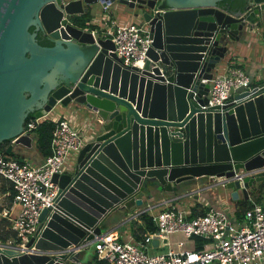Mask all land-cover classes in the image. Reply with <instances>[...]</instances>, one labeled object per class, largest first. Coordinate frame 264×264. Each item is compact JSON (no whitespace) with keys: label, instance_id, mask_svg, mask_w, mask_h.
<instances>
[{"label":"water","instance_id":"95a60500","mask_svg":"<svg viewBox=\"0 0 264 264\" xmlns=\"http://www.w3.org/2000/svg\"><path fill=\"white\" fill-rule=\"evenodd\" d=\"M220 1L0 0L6 152L32 146L25 130L31 112L41 117L76 103L99 118L73 172L53 175L55 207L42 210L26 243L39 251L0 239V264L77 263L72 246L90 243L115 209L141 206L142 191L177 198L194 188L190 181L210 176L225 178L232 200L249 198L251 185L264 179V169L250 172L264 167V80L239 87L222 105H207L210 83L203 80L213 78L227 43L262 17L264 0H243L236 10ZM96 2L140 10L134 14L153 38L142 66L124 64L110 37L74 22ZM241 169L243 178L234 177Z\"/></svg>","mask_w":264,"mask_h":264},{"label":"built area","instance_id":"2783aa9c","mask_svg":"<svg viewBox=\"0 0 264 264\" xmlns=\"http://www.w3.org/2000/svg\"><path fill=\"white\" fill-rule=\"evenodd\" d=\"M103 7L107 8V5ZM91 31L95 33V30ZM104 36L112 39L114 51L127 65L142 66L148 58V50L153 41L149 25L144 27L134 22L107 26ZM203 81L210 83L207 105H222L239 87L254 86L241 66H229L222 75L214 74L212 79ZM43 119V116L29 118L25 122V130L31 132ZM87 141L85 132L74 126L64 115L54 121L51 152L41 163L7 157L0 149V175L12 184L14 190L10 207L1 211V217L7 221L8 228L13 233L8 243L15 247H26V243L35 234L42 210L55 207L59 186L53 181V175L64 173L63 165L69 152H79ZM260 170L262 169H258ZM238 174L241 175L237 176ZM245 174L241 169L233 176L242 179ZM218 182L222 185L225 183L221 178ZM207 185L211 184L204 186ZM176 199L170 197L164 200L166 206L155 214H150L157 228L146 233L140 240H136L133 234L121 240L116 228L96 234L90 243L94 245L98 258L103 260L102 264L264 263L263 205L252 201L247 210L239 211L237 208L235 212L208 205L205 212L188 217L190 211L172 203ZM15 206H18V211L13 212ZM151 206L153 204H148L142 210L150 211L148 207ZM173 233H182L188 239L200 237L204 240V245L202 248L195 246L156 253L149 251L154 238H158L157 242L163 244ZM177 243L180 246L182 241ZM79 248L74 251L76 254ZM18 249L23 250L22 247ZM77 264L81 262L78 261Z\"/></svg>","mask_w":264,"mask_h":264},{"label":"crops","instance_id":"0c3cea01","mask_svg":"<svg viewBox=\"0 0 264 264\" xmlns=\"http://www.w3.org/2000/svg\"><path fill=\"white\" fill-rule=\"evenodd\" d=\"M103 6V5H102ZM104 8V7H103ZM107 8L104 9H108ZM117 15V14H116ZM103 20V22H101ZM127 21V22H126ZM132 18L123 19L120 17V15L114 16L113 13H110L106 15L105 17H102L101 19H96L95 17L90 18L89 21L86 22L87 26H81L84 30H95V32H104L105 29L108 26H112L114 24H122V23H128L131 22ZM264 21V11L262 12V17L252 24L249 29L238 39L230 40L227 43L228 50L225 53L224 57L220 59V61L216 64L214 68V74L217 72V69L220 66H223V72L225 73L227 70V67L229 66H241L247 74L250 76L251 82L253 85L260 83L264 80V26H262ZM101 22V23H99ZM57 109H60L57 110ZM67 116V118L71 121V123L76 126L78 129H81L85 132V137L87 136V139L90 137L88 136L90 129H96V124L99 120L97 114L95 112H92L87 107L71 103L68 105H60L57 104L54 108L51 109L48 113L43 115L45 119H50L53 122L55 119L61 116ZM33 139H32V146L27 148L23 145H14L12 147V156L17 159H28L34 163H41L44 159V155L41 153V151L38 148V141H37V135L34 131L30 132ZM93 135V134H92ZM91 135V136H92ZM10 144V141L5 144L7 147ZM262 169V168H260ZM208 180V179H207ZM220 180V178L212 179V182H208L211 185L210 187H204L199 189H194L190 191L189 195L185 194V196H181L180 198L184 199L183 205L179 203L177 198L176 200L172 201L173 204H175L178 207L184 208L187 211H191L193 206H197L198 210L201 208L207 209V206H214V207H222L225 209H229L235 212V210L238 208L239 203L238 201H242L245 199L242 194H240L239 200H232L231 199V190L229 192L228 196H225L222 198L216 190H214L215 186L219 185L220 183H215V181ZM199 187V186H197ZM256 187V186H255ZM199 190H202L200 192H197ZM255 189L251 186L249 188V198L248 200L255 201L256 198L255 193H253ZM10 182L2 177L0 175V219L1 217V211L3 209L9 208L12 203V198L10 199ZM157 192V191H156ZM164 192V191H162ZM261 194V192H259ZM202 194V195H201ZM205 200L202 201L201 197ZM194 199H191L189 197H192ZM145 197V196H142ZM171 197V194L169 195H162L159 199L152 200L146 204H142L143 207L136 206L133 210V212H128L126 215H124L121 218L111 217L106 220L102 227V231H107L110 229H117V233L119 234V237L121 240H125L128 238L132 232H134L135 227L137 224L140 223L139 214L140 210H142L145 206L148 204L158 205L160 210L161 208L165 207L167 203L163 202L166 199H169ZM144 203V202H143ZM261 203V202H260ZM264 205V204H263ZM18 211V206H15L13 208V212ZM113 212V211H112ZM139 212V213H138ZM149 214L156 213L153 211H148ZM137 213V214H136ZM191 213V212H190ZM111 215V213H110ZM177 234V233H174ZM170 237L169 235L168 241V247H166L163 250L160 251H166L168 249H186V248H194L196 246L194 239H188L186 238L182 233H178V235H175V240L173 243H170ZM182 241V244L179 246L177 242ZM165 245V241L163 244H160L156 242L155 244L150 247L149 251L151 253H156L158 251H152L154 248H159L161 246ZM94 247L92 243H88L85 246L79 248L77 255L79 256V261L81 264H85L81 257L83 256L82 252L89 250V248ZM157 248V249H158ZM96 253V250L94 251ZM94 255V254H93ZM92 255V257H93ZM77 264V263H72ZM264 264V263H262Z\"/></svg>","mask_w":264,"mask_h":264},{"label":"rangeland","instance_id":"374dc122","mask_svg":"<svg viewBox=\"0 0 264 264\" xmlns=\"http://www.w3.org/2000/svg\"><path fill=\"white\" fill-rule=\"evenodd\" d=\"M137 11L140 12V10L137 9V8H131L128 5L123 4V3H119V2L111 3L109 5V8L108 9H104L101 2H96V3H93V5H91V7L89 8L88 15H89V18L95 17L96 19H101L102 17H105L106 15H108L110 13H113L114 16L120 15V17H122L123 19L132 18V21L131 22H134V23H136L138 25H142V26L145 27L146 26V22L143 19L142 15L140 13H138V15H135L134 14ZM101 22H103V20H101ZM101 22H99V23H101ZM262 26H264V21H263ZM97 34L104 35V32L100 31ZM222 67L223 66H220L217 69V72L215 73L216 75H219L220 76V75L223 74L222 73L223 72V68ZM57 110L60 111V109H57ZM95 124H96V127L95 128L97 129V123H95ZM96 129H94V130L93 129H90L89 130L88 136H90V137L87 139V136H86V139L88 141L94 136V133H95ZM77 154H78V152H75V151L69 152V154L67 155V157L65 159L64 165H63L64 172H69V173L73 172L74 166H75V163H76ZM238 171H241V170H238ZM251 171L253 173L254 170H250V172ZM256 171H258V170H256ZM212 179H214V178H210V176H202L200 178H197L195 181H190L189 182V188H193L194 187L192 189V190H194V189H199V188H204V187H206V188L207 187H210L209 185H207V186H203V185L208 184L209 181L212 182L211 181ZM150 186H151V184H150ZM197 186H199V187H197ZM251 186L255 189L253 191V193H255V195H256V198L254 200H256L258 203L261 202L260 204L263 205L264 204V179L262 181L255 182ZM150 188L152 189V191L155 190L153 187H150ZM192 190H190V191H192ZM214 190H216L217 193L220 196H222V198H223V197L229 195V192H230L231 189L225 187L224 185L219 184V185L215 186ZM162 191H164V190H162ZM162 191H157V192L153 191V194L150 197H149V194H148L147 191H142V192L139 193V196H141V197L142 196H145V197H142V198L144 200V203L143 204H146V203H148V202H150L152 200L159 199L160 196H162L164 194L169 195L167 192H162ZM200 191H202V190H200ZM200 191L198 190L197 192H200ZM259 192H261V194ZM201 195H200V197H201ZM177 198H179L178 199L179 203H181V205L185 206L183 204L184 199L180 198L179 196ZM189 198L194 199L193 196L192 197H189ZM201 199H202V201L205 200L202 197H201ZM239 199H237V200H239ZM135 207H136V205H133L130 208L119 207V208L115 209L113 212H111V215L109 214L108 219L110 218V216L111 217H116V218H121L126 213H128V212H126L127 209H130L129 212H133V210H134ZM141 207H143V205H141ZM148 209L150 211L157 212L158 209H159V206L158 205L157 206H154L153 205L151 207H148ZM182 209H184V208H182ZM145 210H147V209H145ZM175 235H178V233L177 234H174V233L171 234V237H170V241L171 242L170 243H173L174 242ZM7 242H9V241H7ZM6 244L8 245L10 243H6ZM10 245H12V244H10ZM166 247H168V241L167 240H165V245L164 246H161L159 248L157 247L158 249L157 248H154L152 251H154V252L155 251H160V250L165 249ZM94 251H95V248L94 247H91V248H89V250L82 252L83 256L81 257V259L83 260V262L85 264H87L91 260L92 255L94 254ZM211 264H216V263H211Z\"/></svg>","mask_w":264,"mask_h":264},{"label":"trees","instance_id":"16d2710c","mask_svg":"<svg viewBox=\"0 0 264 264\" xmlns=\"http://www.w3.org/2000/svg\"><path fill=\"white\" fill-rule=\"evenodd\" d=\"M242 3H243V0H221L219 2L220 5L229 6L230 9H234V10L241 7ZM89 20H90V18H89L88 13H85L81 16H76L74 18V22L76 24H78L79 26H87L86 22ZM42 36H44V35H42ZM31 117H35L32 112L28 115L26 120H28ZM53 127H54V122L52 120L43 119L42 121L38 122L36 127L32 130L37 135L38 148L44 156L48 155L51 152L50 142H51V134H52ZM8 142H9V140H5L3 142H0V149L4 152L5 156L13 157L12 156L13 154L11 151L6 152L5 144ZM10 190H11V192H10L9 197H10V199L11 198L13 199L14 190H13L11 183H10ZM251 202L252 201L248 200V199H243L240 202L238 201V203H239L238 210L239 211L247 210L248 207L251 205ZM129 211H130V209L126 210V212H129ZM190 212L191 213L188 215V217H191V216L198 214V213H203V212H205V209L201 208L200 210H198L197 206H193ZM237 215H240V213H237ZM139 219H140V223L137 224L134 232H132V234L136 240L142 239L146 233L153 232L157 228L155 221L153 220L152 216L149 214V212L147 210L142 211L139 214ZM12 237H13V233L8 228L7 221L5 219L1 218L0 219V239H1V241L8 243L7 241ZM194 242H195L197 248H202L204 245V240L200 237H195ZM102 263H103V260L98 258L97 253H94L93 257L91 258V260L87 264H102Z\"/></svg>","mask_w":264,"mask_h":264},{"label":"bare ground","instance_id":"6f19581e","mask_svg":"<svg viewBox=\"0 0 264 264\" xmlns=\"http://www.w3.org/2000/svg\"><path fill=\"white\" fill-rule=\"evenodd\" d=\"M260 169V168H259ZM262 169H264V167H262ZM256 170H258V169H255L254 171H256ZM253 171V172H254ZM252 172V171H251ZM241 174H238L237 176H240ZM221 179H225V178H221ZM222 183V182H221ZM154 206H157V205H154ZM94 239V238H93ZM24 245H19V246H16V247H18V248H21L22 247V249H26V250H28V251H39V250H36L34 247H23ZM13 247H15V246H13ZM15 247V248H16ZM73 247V249H78L79 247H82V246H78V247H75V246H72Z\"/></svg>","mask_w":264,"mask_h":264},{"label":"clouds","instance_id":"9594fccd","mask_svg":"<svg viewBox=\"0 0 264 264\" xmlns=\"http://www.w3.org/2000/svg\"><path fill=\"white\" fill-rule=\"evenodd\" d=\"M142 211H145V210H142ZM141 212V211H140Z\"/></svg>","mask_w":264,"mask_h":264},{"label":"flooded vegetation","instance_id":"af4514ba","mask_svg":"<svg viewBox=\"0 0 264 264\" xmlns=\"http://www.w3.org/2000/svg\"><path fill=\"white\" fill-rule=\"evenodd\" d=\"M42 34V33H41ZM43 35V34H42ZM44 37V36H43Z\"/></svg>","mask_w":264,"mask_h":264}]
</instances>
